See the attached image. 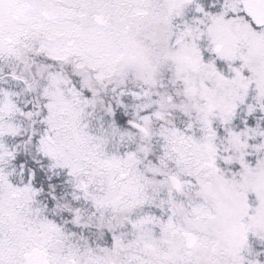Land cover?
Listing matches in <instances>:
<instances>
[{
  "label": "snow or ice",
  "instance_id": "1",
  "mask_svg": "<svg viewBox=\"0 0 264 264\" xmlns=\"http://www.w3.org/2000/svg\"><path fill=\"white\" fill-rule=\"evenodd\" d=\"M0 264H264V0H0Z\"/></svg>",
  "mask_w": 264,
  "mask_h": 264
}]
</instances>
